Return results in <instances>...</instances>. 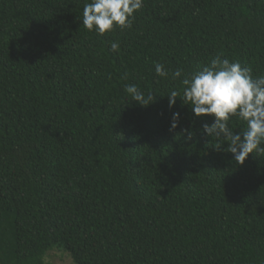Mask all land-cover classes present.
<instances>
[{"label": "trees", "instance_id": "trees-1", "mask_svg": "<svg viewBox=\"0 0 264 264\" xmlns=\"http://www.w3.org/2000/svg\"><path fill=\"white\" fill-rule=\"evenodd\" d=\"M84 2L0 0V264H264V153L238 164L168 99L217 55L264 74V0H144L103 36Z\"/></svg>", "mask_w": 264, "mask_h": 264}, {"label": "clouds", "instance_id": "clouds-1", "mask_svg": "<svg viewBox=\"0 0 264 264\" xmlns=\"http://www.w3.org/2000/svg\"><path fill=\"white\" fill-rule=\"evenodd\" d=\"M143 6L144 0H85L82 24L99 36L117 28L130 29L135 13ZM110 50L119 52V41L111 42ZM154 68L156 76L162 78L170 75L177 80L185 75L182 68L171 71L160 62H154ZM182 82L186 86L183 95L171 91L169 106H173L179 96L196 117L210 116L211 123L202 125V133L216 141L213 146L217 150L226 143L225 150L232 153L234 161L240 165L250 153H264V74L254 78L252 68L242 65L239 60L217 55ZM125 91L132 102L141 106L154 101L153 93L146 97L135 84H127ZM179 117V112L173 114L170 130L178 126ZM233 118H238L246 127L236 131L231 127ZM184 131L190 139L192 132Z\"/></svg>", "mask_w": 264, "mask_h": 264}, {"label": "rangeland", "instance_id": "rangeland-1", "mask_svg": "<svg viewBox=\"0 0 264 264\" xmlns=\"http://www.w3.org/2000/svg\"><path fill=\"white\" fill-rule=\"evenodd\" d=\"M46 264H73L70 256L61 250L52 249L45 255Z\"/></svg>", "mask_w": 264, "mask_h": 264}]
</instances>
